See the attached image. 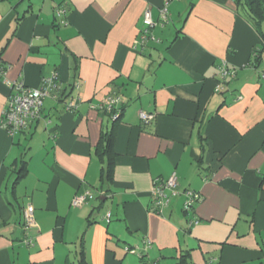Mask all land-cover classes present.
Here are the masks:
<instances>
[{
  "label": "crops",
  "instance_id": "crops-1",
  "mask_svg": "<svg viewBox=\"0 0 264 264\" xmlns=\"http://www.w3.org/2000/svg\"><path fill=\"white\" fill-rule=\"evenodd\" d=\"M147 9L153 39L142 44ZM261 31L234 0H0V119L8 82L37 89L55 74L60 87L26 130L0 128V264H76L81 246L88 264H177L185 254L189 264H264ZM222 62L234 77L217 93ZM112 95L115 124L100 109ZM107 132L115 158L101 182ZM173 172L179 192L200 197L187 216L181 195L149 210L153 181ZM86 191L93 200L72 208ZM148 242L143 259L126 252Z\"/></svg>",
  "mask_w": 264,
  "mask_h": 264
},
{
  "label": "built area",
  "instance_id": "built-area-1",
  "mask_svg": "<svg viewBox=\"0 0 264 264\" xmlns=\"http://www.w3.org/2000/svg\"><path fill=\"white\" fill-rule=\"evenodd\" d=\"M55 14L57 16L63 15L64 10L61 7H58L55 9ZM159 15L160 21L164 22L167 20L168 11L166 4H164L160 9ZM153 26L154 23L151 18L150 10L147 9L143 13V28L139 37V41L142 44L153 39L150 35V30ZM1 66L2 62L0 60V68ZM217 72L218 82L215 87V92L218 93L227 88L226 83L228 80L233 79L234 72L229 70L224 62L219 63ZM4 74L5 73L2 72L0 75ZM8 86L10 88V93L7 97L6 108L0 119V128L10 136L23 132L30 124L39 120L41 118L43 100L48 97H56L55 93H57L60 89L57 83V76L55 74L44 78L40 87L37 89L28 88L22 83L8 82ZM118 104L119 98L112 95L106 99V102L100 106V109L106 111L107 113H112L118 108ZM64 108L65 111L68 112L75 110L74 104L70 102L66 103ZM139 118L143 123H149L153 119V115L145 112H139ZM150 195L151 201L149 210L157 214H159L164 207L168 206L173 198L180 195L185 199L182 204V211L187 215L193 213L194 205L200 200L199 195L195 192H179L178 178L174 172L167 179L154 180ZM93 198L94 195L91 191L77 194L71 200V207L74 209L81 208L84 204L93 200ZM105 219L107 222L109 221V214L106 215ZM189 224H198V221L196 219H191ZM35 226L33 207L28 205L24 208L22 213V228L26 233L24 242L27 246L32 243L30 232L35 228ZM149 244V242L146 243V247L144 248L127 247L126 252L140 257L142 254L140 252H146Z\"/></svg>",
  "mask_w": 264,
  "mask_h": 264
},
{
  "label": "trees",
  "instance_id": "trees-1",
  "mask_svg": "<svg viewBox=\"0 0 264 264\" xmlns=\"http://www.w3.org/2000/svg\"><path fill=\"white\" fill-rule=\"evenodd\" d=\"M236 7H239L245 11L246 17L249 21L253 24L255 29L259 32L262 37L261 27L264 24V0H234ZM255 57L257 60L259 58L258 53H255ZM2 62V61H1ZM6 72V67L2 62V66L0 68V74ZM5 75V74H4ZM4 75H0V78ZM60 90L58 91V93ZM42 113V111H41ZM105 115L107 114L110 119L115 124L118 121V117L121 114L120 108L116 109L112 113L108 114L106 111H102ZM41 119V118H40ZM39 119V120H40ZM38 121V120H37ZM100 139L103 141L102 146H97V155L100 157L102 162L101 172H100V181H108L111 182L112 179V172H113V164H114V148H113V134L112 133H105L101 135ZM94 195V194H93ZM184 215L187 214L184 212ZM89 223H92L91 221ZM76 264H88L85 259V253L83 247L81 246L79 251L76 254ZM139 259H143L142 256L138 257ZM177 264H189L186 259V254L182 255L179 258Z\"/></svg>",
  "mask_w": 264,
  "mask_h": 264
},
{
  "label": "rangeland",
  "instance_id": "rangeland-1",
  "mask_svg": "<svg viewBox=\"0 0 264 264\" xmlns=\"http://www.w3.org/2000/svg\"><path fill=\"white\" fill-rule=\"evenodd\" d=\"M93 203H96L95 201H93ZM131 252H134V251H131Z\"/></svg>",
  "mask_w": 264,
  "mask_h": 264
}]
</instances>
